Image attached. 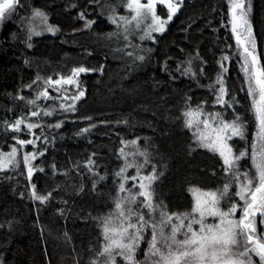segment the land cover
Returning a JSON list of instances; mask_svg holds the SVG:
<instances>
[{
    "label": "trees",
    "instance_id": "obj_1",
    "mask_svg": "<svg viewBox=\"0 0 264 264\" xmlns=\"http://www.w3.org/2000/svg\"><path fill=\"white\" fill-rule=\"evenodd\" d=\"M102 3L103 8L101 4L90 3V0H18L14 12L0 21V152L10 151V146L15 143L14 135L29 138L5 131L3 122L11 123L28 112L25 102L14 97L32 98L37 86L27 88L26 85L37 76L56 79L70 74L78 66L99 70L91 62L95 54L104 56L115 65L114 72L103 68L104 74L95 81L97 90L77 102L75 113L61 112L44 117L49 124L63 120L64 125L60 129L45 128L51 143L47 145L48 151L38 156L33 164L43 171H34L31 181L22 162L15 170L0 172V225H3L0 227V264H91L103 244L97 218L113 208L119 182L114 174L123 164L119 156L120 149L124 147L122 140H137V147L152 154L157 171L163 173L153 185L155 198L163 201L170 212L191 210L194 201L190 190L193 188L204 191L221 188L227 181L222 159L197 145L192 132L184 127L182 113L189 105L195 107L198 104H203L207 111H223L218 105L214 106V95L209 85L221 73L220 62L224 55L231 57L224 61L228 68L224 73L226 86L239 101L235 106L236 112L248 121L246 140L236 139L235 144L240 150L246 146L249 152L251 150L255 124L248 110L250 102L246 92L240 90L243 76L234 55L235 41L228 24L227 0H183L180 11L167 25L166 31L154 35L156 41L164 36L174 19L184 13V18L178 23L181 27L179 33L193 51L180 49V58H168L160 66L156 64V42L141 41L136 35L129 39L131 44H139L140 48H124L121 38L107 35L117 31L108 19L112 15L107 10L108 6L116 7L118 15L127 12L118 6L121 0H102ZM250 3L249 19L257 52L264 63V0H250ZM36 9L44 13L46 21L34 15ZM157 10L160 13L162 6L158 5ZM81 12L87 13L88 20L95 21L90 29H86L85 22L79 18ZM46 25L59 31L48 32ZM30 28L40 34L32 35L28 40ZM45 38L58 40L61 46L84 54H65L56 62L42 58L38 41ZM29 43L31 47H28ZM206 44L214 51L209 60L201 52ZM173 46L176 47L175 43ZM128 51L144 55L145 59L134 60L125 54ZM189 60L195 76L182 74L189 67ZM171 62L175 67L170 70ZM201 68L203 74L200 73ZM210 68L214 69L212 75ZM157 70L170 83L154 78L149 86L131 83ZM85 77L81 80L82 87L87 85ZM182 82H186L188 89L178 91L175 87ZM49 92L52 96L57 95L52 89ZM38 103L45 106L53 101ZM224 116L231 119L232 109L224 111ZM91 124L96 126L89 133L76 134ZM36 131L39 133V129ZM25 151L34 149L28 145ZM93 153L96 154L93 157L96 171L106 177L95 189L92 185L98 177L83 167ZM240 165L242 171L248 169L254 174L249 158L241 160ZM150 170L149 165L144 171ZM127 174L134 175L135 169H129ZM32 185L36 186L38 193L51 192V199L44 204L33 200ZM128 186H131V181ZM231 191H235L234 186ZM257 227L259 232H264L259 218ZM147 239L150 235L146 236L142 249L147 248ZM117 259L118 264H123ZM138 259H143L142 251L138 253Z\"/></svg>",
    "mask_w": 264,
    "mask_h": 264
},
{
    "label": "snow or ice",
    "instance_id": "obj_2",
    "mask_svg": "<svg viewBox=\"0 0 264 264\" xmlns=\"http://www.w3.org/2000/svg\"><path fill=\"white\" fill-rule=\"evenodd\" d=\"M90 3L104 7L102 0H90ZM227 3L228 24L235 41L234 55L243 76L240 90L246 92V98L250 102L248 110L255 124L250 152L247 146L240 150L235 144L236 139L246 140L248 121L236 112L235 106L239 101L226 86L224 73H227L228 68L224 61H229L231 57L224 55L220 62L222 71L209 85L214 95V106L218 105L223 111H207L203 104L195 107L189 105L182 116L184 127L192 132L197 145L218 154L222 159L227 181L216 190L191 189L194 201L191 210L170 212L163 201L155 198L156 189L153 185L163 173L157 171L152 162V154L147 149L137 147V140H122L124 147L120 149L119 156L123 164L114 174L119 182L116 184L113 208L103 217L97 218L100 221L103 244L91 264H118L117 258L123 264H264V232H259L257 227L258 218L259 224L264 225V63L257 52L253 26L249 19L250 0H227ZM182 4L183 0H121L118 6L123 7L127 14L118 15L116 7L108 6L107 10L112 13L108 19L116 26L117 31L107 35L121 38L124 48H140L139 44H131L129 39L136 35L141 41L156 42L154 34L166 31L167 25L180 11ZM158 5L162 6L160 13ZM17 6L18 0H0V21L6 20ZM34 15L45 21L47 19L38 9L34 10ZM86 16V12H81L79 18L85 22L84 27L90 29L95 21L88 20ZM45 30L52 33L59 31L51 25H46ZM39 34L30 28L28 40H31L32 35ZM31 46L29 43L28 47ZM125 54L134 60L145 59L144 55L136 54L135 51ZM191 63L189 60V67L182 74L195 76ZM91 71L95 69L78 66L70 74L56 79L37 76L32 83L26 85L27 88L37 86L32 98L14 97L24 101L29 110L11 123L4 121L3 128L29 138L12 136L15 143L10 146V151L0 152V172L15 170L22 162L31 181L34 171L44 170L36 168L32 162L48 151L47 145L51 140L45 133V128L60 129L64 125L63 120L49 124L44 121V117H52L61 112L75 113L77 102L85 95L78 77ZM99 71H103L102 66ZM200 73L203 74L202 68ZM66 85L75 86L77 90L68 95ZM49 89L57 95L52 96ZM48 100L53 103L45 106L38 103ZM228 109L233 112L231 119L224 116V111ZM95 126L91 124L76 134L89 133ZM28 145L34 151H25ZM95 155L93 153L83 165L90 174L98 177L93 182V189L106 178L96 171V161L93 159ZM245 158L251 160L254 174L248 169L241 170L240 161ZM149 165L151 170L145 172ZM129 169H135V174L128 175ZM233 186L234 192L231 191ZM80 190L83 191V188ZM31 196L33 200L44 204L51 199L52 193H38L36 186L32 185ZM147 235H150V239L146 241L147 248L142 249L141 245ZM141 251L142 260L138 259Z\"/></svg>",
    "mask_w": 264,
    "mask_h": 264
},
{
    "label": "rangeland",
    "instance_id": "obj_3",
    "mask_svg": "<svg viewBox=\"0 0 264 264\" xmlns=\"http://www.w3.org/2000/svg\"><path fill=\"white\" fill-rule=\"evenodd\" d=\"M185 14L182 13L180 14L177 18L174 19L172 24L169 26L167 29V33L158 38L156 41V49H157V58H156V64L160 66L164 61L168 60V58H175L178 59L181 57V51L180 49H185L188 51H193L185 42H184V37L180 35V30L181 27L178 25L179 21L184 18ZM39 46H40V52L39 56L42 58L49 59L51 61H59L61 57L65 54H69L71 56H80L84 54L83 51H75V50H70L67 49L63 46H61L58 43V40H52L50 38H45L40 41H38ZM173 43H175V46H173ZM202 56L206 59L209 60L210 57L214 54V51L211 49V46L209 44H206L202 49ZM91 62L96 68H108L111 72H114L115 70V65L112 64L108 59H106L104 56L100 54H95L92 55ZM170 67L169 69H173L175 67L174 63H169ZM210 74L212 75L214 73V69L210 68L209 69ZM104 74V72L95 70L91 71L88 73L81 74L78 77L80 87L84 90L85 96L90 95L91 93L95 92L97 90V86L95 81ZM91 75V76H90ZM86 76V82L87 85L86 87L81 86V80L82 78ZM155 79L157 81H162L166 83H170L169 79L165 76L162 75V73L157 70V71H150L148 74L141 76L139 78H136L134 81H132V84L139 83L142 85L149 86L150 80ZM65 88H67L68 93L73 94L77 89L75 86H69L66 85ZM178 91H182L185 89H188L186 86V82H182L179 85H176L175 87ZM68 94V95H71ZM35 161L32 163L34 164Z\"/></svg>",
    "mask_w": 264,
    "mask_h": 264
}]
</instances>
